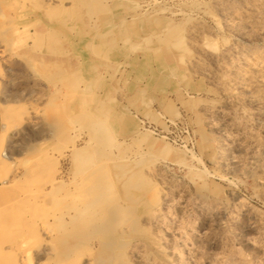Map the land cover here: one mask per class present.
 Returning a JSON list of instances; mask_svg holds the SVG:
<instances>
[{
	"label": "rangeland",
	"instance_id": "1",
	"mask_svg": "<svg viewBox=\"0 0 264 264\" xmlns=\"http://www.w3.org/2000/svg\"><path fill=\"white\" fill-rule=\"evenodd\" d=\"M0 123V264H264V0H0Z\"/></svg>",
	"mask_w": 264,
	"mask_h": 264
},
{
	"label": "crops",
	"instance_id": "2",
	"mask_svg": "<svg viewBox=\"0 0 264 264\" xmlns=\"http://www.w3.org/2000/svg\"><path fill=\"white\" fill-rule=\"evenodd\" d=\"M15 136L14 132H5L4 126L0 123V179L9 174L7 161L10 159V154L15 147ZM3 160V162H2ZM1 163L3 169H1Z\"/></svg>",
	"mask_w": 264,
	"mask_h": 264
},
{
	"label": "bare ground",
	"instance_id": "3",
	"mask_svg": "<svg viewBox=\"0 0 264 264\" xmlns=\"http://www.w3.org/2000/svg\"><path fill=\"white\" fill-rule=\"evenodd\" d=\"M97 8V7H96ZM105 11V10H104Z\"/></svg>",
	"mask_w": 264,
	"mask_h": 264
}]
</instances>
